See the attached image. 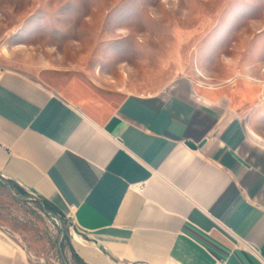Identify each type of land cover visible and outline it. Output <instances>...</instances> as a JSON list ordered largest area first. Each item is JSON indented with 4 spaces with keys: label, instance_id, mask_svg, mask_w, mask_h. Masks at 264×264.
Instances as JSON below:
<instances>
[{
    "label": "crops",
    "instance_id": "1",
    "mask_svg": "<svg viewBox=\"0 0 264 264\" xmlns=\"http://www.w3.org/2000/svg\"><path fill=\"white\" fill-rule=\"evenodd\" d=\"M261 91L180 75L142 93L6 70L0 177L66 216L86 264H264ZM0 264H30L1 230Z\"/></svg>",
    "mask_w": 264,
    "mask_h": 264
},
{
    "label": "rangeland",
    "instance_id": "2",
    "mask_svg": "<svg viewBox=\"0 0 264 264\" xmlns=\"http://www.w3.org/2000/svg\"><path fill=\"white\" fill-rule=\"evenodd\" d=\"M44 68L142 93L180 75L252 79L262 91L250 121L264 135V0H0V76ZM15 194L0 182V230L30 264H79L66 216Z\"/></svg>",
    "mask_w": 264,
    "mask_h": 264
},
{
    "label": "water",
    "instance_id": "3",
    "mask_svg": "<svg viewBox=\"0 0 264 264\" xmlns=\"http://www.w3.org/2000/svg\"><path fill=\"white\" fill-rule=\"evenodd\" d=\"M190 147H191L192 149H195L196 146H194L193 144H190ZM0 182H2V183L6 186L7 190L9 191V193H10L11 195H13V196H15V197H17V198H20V197L16 196L15 191H14L12 185H11L8 181H6V180H4L3 178L0 177ZM22 198H24V199L26 198V199H32V200H35L36 202L39 203V205L41 206V208L43 209V211H44L46 214H48L49 216H51V217H53V218H55V219H57V220L59 219L58 215H57L55 212L50 211V210H48V209L46 208L44 202H43L41 199L36 198V197H33V196H32V197H31V196H27V197H22ZM64 232H65V230H64V228L62 227V229H61V234H60V238H59V243H61V242L63 241ZM63 262H64V264H67V260H66L64 257H63Z\"/></svg>",
    "mask_w": 264,
    "mask_h": 264
},
{
    "label": "trees",
    "instance_id": "4",
    "mask_svg": "<svg viewBox=\"0 0 264 264\" xmlns=\"http://www.w3.org/2000/svg\"><path fill=\"white\" fill-rule=\"evenodd\" d=\"M13 189L15 191H17L19 194H23V195H28L24 190H22L21 188H18L16 186H14L13 184H11ZM46 206V208L50 211L55 212L56 214H61L54 206H52L51 204H49L46 200H42ZM75 259L79 264H86L85 262H83V260H81L78 255L75 253Z\"/></svg>",
    "mask_w": 264,
    "mask_h": 264
},
{
    "label": "bare ground",
    "instance_id": "5",
    "mask_svg": "<svg viewBox=\"0 0 264 264\" xmlns=\"http://www.w3.org/2000/svg\"><path fill=\"white\" fill-rule=\"evenodd\" d=\"M251 81H253V82H256V83H261V82H258V81H254V80H252V79H250ZM262 86V85H261ZM257 87V86H256ZM259 137V136H258ZM89 258V257H88ZM90 259V258H89Z\"/></svg>",
    "mask_w": 264,
    "mask_h": 264
}]
</instances>
